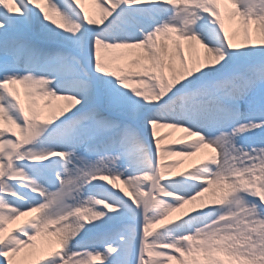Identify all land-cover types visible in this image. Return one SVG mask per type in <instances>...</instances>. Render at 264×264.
Segmentation results:
<instances>
[{"label": "snow or ice", "instance_id": "obj_1", "mask_svg": "<svg viewBox=\"0 0 264 264\" xmlns=\"http://www.w3.org/2000/svg\"><path fill=\"white\" fill-rule=\"evenodd\" d=\"M0 264H264V0H0Z\"/></svg>", "mask_w": 264, "mask_h": 264}, {"label": "bare ground", "instance_id": "obj_2", "mask_svg": "<svg viewBox=\"0 0 264 264\" xmlns=\"http://www.w3.org/2000/svg\"><path fill=\"white\" fill-rule=\"evenodd\" d=\"M85 7L89 9L90 13L94 11V7H93L92 5H90V4H87V3H86V4H85ZM57 103H59V102H57ZM168 130H169V129H168ZM179 132H180V131H172V130L167 131V133H170V136H171L172 134H176V136L173 135L172 137H170L169 140L178 139L179 137H181V136L184 135V134L179 133ZM189 139H190V138H189ZM168 143H169V141L166 140V141H163V142H162V145H164V144H168ZM207 155H208V154H207V153L204 151V149H203L202 152L199 153V154H198L197 156H195V157H190V158L171 157V158H169V159H170V160H174V161H181V163L178 164L177 168H175V169H179V168L183 167L185 164H187L188 162H190V161L193 160V159L198 160V163H200L201 159L204 158V157H206ZM185 171H186V170H185ZM24 219H25V218H24ZM38 243H39V241H38Z\"/></svg>", "mask_w": 264, "mask_h": 264}, {"label": "rangeland", "instance_id": "obj_3", "mask_svg": "<svg viewBox=\"0 0 264 264\" xmlns=\"http://www.w3.org/2000/svg\"><path fill=\"white\" fill-rule=\"evenodd\" d=\"M167 131H169V130H168V129L162 130L161 134L167 133ZM179 133H182V132H179ZM173 135L176 136V134H172L170 137H172ZM170 137H169V139H170ZM190 139H191V138H190ZM204 151H205L208 155L211 154V152H210L209 149H204ZM198 164H199V163H198V160L193 159V160H191L190 162H188L187 164H185L183 167H181V168H179V169H174L172 174L175 175L177 172H184L185 170L187 171V170H189L193 165H198ZM118 187H122V185H118ZM25 219H27V218H25Z\"/></svg>", "mask_w": 264, "mask_h": 264}]
</instances>
